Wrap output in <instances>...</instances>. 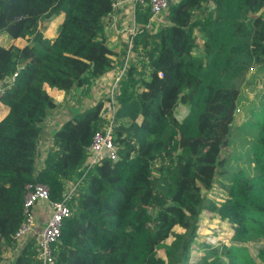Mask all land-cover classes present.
I'll list each match as a JSON object with an SVG mask.
<instances>
[{
    "label": "trees",
    "instance_id": "16d2710c",
    "mask_svg": "<svg viewBox=\"0 0 264 264\" xmlns=\"http://www.w3.org/2000/svg\"><path fill=\"white\" fill-rule=\"evenodd\" d=\"M114 1L0 0V35L28 41L23 48L0 45L6 87L0 102L9 108L0 122V264L23 223L31 182L45 185L52 201L79 183L53 264H188L204 210L232 226L234 241L264 240V0H181L154 33L146 29L151 10L137 7V64L122 80L114 128L118 161L105 160L81 180L87 147L101 126L98 103L72 113L38 167L43 123L57 108L44 85L89 94L115 68L105 30ZM52 16L63 17L54 39L39 29ZM196 31L204 59L195 55ZM247 76L254 100L245 95ZM179 105L189 108L182 121ZM240 112L246 125L233 132ZM248 130L254 133L248 146L222 159L234 135ZM218 177L225 181L219 205L205 195ZM205 255L202 264H264V247L259 262L243 247L224 244ZM14 264H40L35 240Z\"/></svg>",
    "mask_w": 264,
    "mask_h": 264
},
{
    "label": "built area",
    "instance_id": "2783aa9c",
    "mask_svg": "<svg viewBox=\"0 0 264 264\" xmlns=\"http://www.w3.org/2000/svg\"><path fill=\"white\" fill-rule=\"evenodd\" d=\"M181 0H115L113 3L114 10L120 8L123 4L132 5L134 12L137 7L149 8L151 18L146 29L153 30L157 21L162 17L167 18L169 8L172 4L179 3ZM129 40L127 41L126 56L127 58L133 52V38L141 32L135 20L130 29ZM128 69V68H127ZM126 64L121 71L111 78L110 85L106 90L101 101L99 119L100 128L94 132L90 145L86 150V161L82 166V179H87V175L105 160L117 162L119 157L114 145V128L116 126V113L119 107L118 98L121 95L122 80L126 73ZM18 76L15 73L6 83L12 85ZM161 76V75H160ZM6 92V87L0 86V98ZM79 183H72L67 186L63 199L52 201L49 189L42 184L35 182L28 183L25 187L23 216L24 220L18 232L14 236L15 245L19 250L36 237L37 259L40 264H53L55 261L54 246L59 243L64 224L72 216L71 201L77 193ZM47 207L45 222L37 230L38 219L37 209ZM43 217V215H42ZM20 251V252H21ZM12 264V263H8Z\"/></svg>",
    "mask_w": 264,
    "mask_h": 264
},
{
    "label": "rangeland",
    "instance_id": "374dc122",
    "mask_svg": "<svg viewBox=\"0 0 264 264\" xmlns=\"http://www.w3.org/2000/svg\"><path fill=\"white\" fill-rule=\"evenodd\" d=\"M122 7V6H121ZM120 8H117L113 16L107 21H105V30L106 35L108 38V45L113 51H116L118 54L117 57V64H116V70L115 75H117L123 66L126 64V69L129 67L131 63L137 64V58L134 52L130 54V56L127 58L126 54L124 52L126 51L127 47V41L130 39V29L132 27V17L133 14L131 12H128V14L121 15ZM112 19V20H111ZM62 21L61 17L52 16L49 18L43 19L39 23V29L43 33L45 37H48L50 39H54L59 31V26ZM167 24L166 18L162 17L160 21H157V23L153 27V33L156 32L160 27ZM197 37V48L195 49V55L201 59H204L205 52H204V38L202 37V34L198 31L195 32ZM9 41L5 38V35H0V44L3 46H9ZM14 43V42H13ZM245 85H247L248 88L245 89V95L248 99L254 100L255 99V92L251 91L250 89L254 86L253 81L249 76H247L244 79ZM110 85V83L108 84ZM109 87V86H108ZM255 87L258 89L262 88V85L260 82L255 84ZM92 91V90H91ZM101 91L103 89L101 88ZM255 91V90H254ZM104 95V94H103ZM80 95H75L74 97H77ZM70 98L72 100H75L76 98H73V96ZM78 98V97H77ZM90 98V99H89ZM79 99V98H78ZM76 101V100H75ZM82 105H86L87 107L93 103L96 104L101 103V99H93L91 100V97L83 98ZM254 105V102L252 103ZM69 113H73L75 110V106H69L67 110ZM189 108L184 105H179L176 109L177 118L179 121H182L188 114ZM55 120L62 119L63 112L61 110L55 112ZM254 117H258V112L254 115ZM66 121V117H64ZM239 122L236 123L233 127V132L236 131L237 128H239L241 125H246V114L240 112L238 114ZM52 124H48L45 128L46 134L42 133L41 141L39 143V152H38V158H37V165L38 167H41L43 163V141L47 139V137L52 132L51 130ZM246 129V128H244ZM250 133V134H249ZM243 135V133L241 134ZM240 135V132L237 133V136L234 135L235 142L232 143L231 146L224 149L221 158L227 159L233 154H239L238 151H240V148H245L248 146V141L251 139V136L254 137V133L252 131H247L243 136ZM44 136V137H43ZM243 139V141H239ZM51 145V144H50ZM244 152V151H242ZM243 162L239 161V165H242ZM220 183H225V181L218 177L215 184V189L212 191H208L205 193L207 198L210 201H214L217 205L222 203L223 199L221 195V186ZM72 184V183H70ZM68 184V185H70ZM181 230L179 228H176L174 230V233H178ZM196 242L192 245L190 256L188 258V264H202L206 257L205 253L206 250L211 249L212 247H218L221 244H224L227 247H243L246 249L247 255H249L251 258H253L255 261L259 262L258 260V253L263 249L264 247V240L261 242H248V243H239L233 240V228L231 225L222 222L221 220L217 219L213 213H211L209 210H204L202 214L200 215L199 223L197 225V232H196ZM173 237H170L166 240V244H170L173 241ZM5 248V247H4ZM6 257L3 259L2 264H8L13 258L14 253L12 251H9L8 249L4 250ZM12 255V257H10ZM160 255V253H159ZM202 259V260H201ZM208 261H212V259H208Z\"/></svg>",
    "mask_w": 264,
    "mask_h": 264
},
{
    "label": "crops",
    "instance_id": "0c3cea01",
    "mask_svg": "<svg viewBox=\"0 0 264 264\" xmlns=\"http://www.w3.org/2000/svg\"><path fill=\"white\" fill-rule=\"evenodd\" d=\"M120 10H121L120 11L121 15H124V14L126 15V14H128V12H131L133 14V17H132V24H133V21L135 20V12H134V9H133L132 5L123 4L122 7H120ZM114 16H115V13H114ZM114 16L112 15V17H114ZM61 18L63 19L62 16H61ZM109 19H107V21ZM61 23H62V21H61ZM61 23H60V25H61ZM57 35H58V33H57ZM57 35H56V37H57ZM5 38L9 41V43H8L9 46L14 45V46H17L19 48H23V47H25L28 44V41H27L26 38L25 39H21L20 38V39H17V40H12L6 35H5ZM4 47H7V46H4ZM109 48H110V46H109ZM113 52L116 53V55H114L112 57V59L115 62V66H116V64H117V60L116 59L118 57V55H117L118 53L116 51H113ZM116 69L117 68L115 67L111 72L107 73L105 76H103L102 78L97 80L95 85H94V87L92 88V91L89 94H83L80 91H74V92L70 93L69 95H66V93L63 92V91H59L57 89H52L48 85H44V89L46 90V92L52 98H54L56 100L57 108L49 113L48 117L46 118V120L43 123V135H44V133L46 134L45 128L47 127V125L49 123L52 124V128H51L52 132L47 137V139L43 141V151H42V153H43V163H42L41 167L42 166L44 167V160L47 157V153H48V150L50 148V144H52L53 134L56 131H58L61 128V126L63 125V123L65 122L64 121L65 120L64 117H66V119L68 120L72 116V113H69L68 111H66L67 108H68V105L69 106H75V110L76 111H83L84 109L90 108L91 106H93L95 104V103H93V104L89 105L88 107L86 105H82V101L81 100H83V98L87 99L88 97H91V100H93V99L96 100V99H99V98L102 100V98L104 97L103 94H105L106 90L108 89V84L110 83L111 78L115 75V70ZM2 85H3V83H0V86H2ZM101 88L103 89V91H101ZM75 95H80V96H77L79 99L77 97H74ZM70 96L71 97L73 96V98H76L75 99L76 101L72 100L70 98ZM59 110H61L63 112L64 116H62V119L55 120L56 117H55L54 114H55V112H57ZM8 114H9V108L7 106L3 105L0 102V122L2 120H4L7 117ZM39 150H40V148L38 147V152H39ZM47 209L48 208L45 207V206L40 207V208L37 209V213H36L37 214V219H38L37 230H40V227L45 222V215L47 214ZM42 215H43V217H42ZM32 240L36 241V237H34ZM5 249H8L9 251H12L14 253L13 258L10 261V263L14 264L18 254L20 253L21 250L18 251V249H17L15 244H13L11 246H8V247H5L4 250ZM5 253L6 252L3 251L2 262H3V259L6 257ZM10 257H12V255Z\"/></svg>",
    "mask_w": 264,
    "mask_h": 264
}]
</instances>
